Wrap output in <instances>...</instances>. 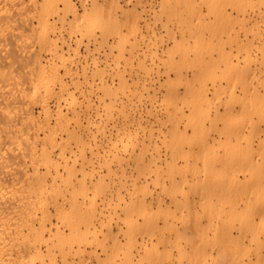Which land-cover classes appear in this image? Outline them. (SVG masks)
<instances>
[{
	"label": "rangeland",
	"instance_id": "obj_1",
	"mask_svg": "<svg viewBox=\"0 0 264 264\" xmlns=\"http://www.w3.org/2000/svg\"><path fill=\"white\" fill-rule=\"evenodd\" d=\"M225 1L231 5L227 8L226 18L233 20L231 39L225 47L231 51L232 65L228 68L221 65L214 72L208 63L211 54L216 57V52L211 50L214 18L208 10L217 5L222 8ZM251 1L250 6L264 13V0ZM93 2L98 4L93 6ZM71 3L76 9V16L66 14L58 1L61 17L53 16L49 25L54 27L53 44L60 46V30L69 42L70 51L63 46V53L65 57L74 59L73 65L77 63L74 65L76 69L72 67L73 70L78 71L79 75L83 67L86 72L90 71L86 76L88 79L93 77L91 80L94 82L97 79V85L95 82L93 86L95 89L99 87L100 79L107 82L109 87L116 86V78L111 73L114 71L113 63L121 52L128 64L123 73L125 78L128 77L130 81L131 76L140 83L145 80L148 84L147 89L139 85L134 92L133 111L129 113V131L138 142L150 140L154 147H150L148 152L136 149L132 157H123L129 159L128 168L125 164L122 166L125 168L123 178H129V203L135 198L144 200L137 206L138 212L134 215L137 220L135 229H140L143 218L157 223L160 228H163L165 222L173 223L177 228V235H171L169 241L162 245H157L155 237L149 236H138L134 243L129 241L128 245L119 233L120 229L125 230L127 227L125 217H116L112 221L113 237L119 243V247H114L115 253L121 255L124 253L122 247L127 248L132 259L130 264H158L155 262L156 257L164 264H235V259L242 261V264H264V124L254 114L264 108V17H251L241 29L237 25L236 9H250L244 0H71ZM232 6L233 10H230ZM228 14H231L230 18ZM224 17L222 14L219 16L221 26L225 24ZM77 18L78 23L83 22L79 27L74 24ZM36 24L37 19H33L31 25ZM76 31L81 34L84 44H90L83 47L82 43L79 46V59L76 58L73 38ZM35 32H38L37 27L32 30V37L36 39L38 35ZM143 34L147 35L148 41L143 40ZM250 42L253 46L248 51L237 50V46L244 43L250 45ZM9 45L7 47L10 49ZM34 45V50H38L36 43ZM22 46L18 49L11 46L17 50L10 49L16 59V54L24 49V53L29 52L33 47H28V50ZM110 46L113 47L112 53L109 52ZM1 51L6 52L4 47ZM29 53H26L27 56L22 53L20 55L25 58L31 55ZM83 56H87L84 61ZM39 57L44 61L50 59L42 51ZM22 61L24 63V59ZM92 61L96 62L95 68ZM140 64H145L148 69L154 68L159 73L146 76ZM172 64L177 66L175 72L169 69ZM25 66L26 69L24 66L23 69L26 71L29 66ZM15 68L19 71L22 69ZM24 70L20 71L21 76L26 74ZM97 70H101L100 73ZM242 70H255L256 74L241 79L236 72ZM59 71L62 72L61 68ZM91 71H97L98 77L91 76ZM111 78L113 81L109 82ZM255 88L257 91L253 90ZM98 90L93 89L92 94L84 90L87 93L85 95H88L86 97L93 102L92 110L98 106ZM79 101L82 102V99ZM171 102L177 104V110L168 107ZM51 107L55 108L54 103H50ZM36 110L35 115L38 113ZM198 113L204 120L209 114L210 119L199 121L198 128L193 130V124L197 123L194 116ZM253 125L257 133L250 137ZM238 130L243 132V136L232 137L231 134ZM105 131L109 137L110 126ZM99 137L96 142L100 146L102 141L103 148L98 147L102 153L101 149H106V141ZM178 141L179 152L174 159L179 167L201 170L207 166L209 169L207 179L201 177L202 182H199L196 193L192 187L195 181L189 173L184 175L183 172L170 173L168 170L167 163L174 155L175 143ZM258 148L259 157L253 153ZM87 153L86 156H89ZM137 164H144L147 169L134 187L130 180L136 179ZM154 166L158 168L157 173L151 171ZM114 170L117 175H122L121 167L116 166ZM202 185L213 191L211 205L207 201L198 202ZM153 198H159L163 203L157 204ZM171 199L179 203L190 202L192 208L179 211ZM247 224L249 227H245ZM183 226H191L194 230L184 232ZM250 234L259 235V243L250 241ZM98 239L101 245L86 248V264H102L105 259L104 250L112 248L113 241L110 238L101 241L99 235ZM220 255L224 259H219Z\"/></svg>",
	"mask_w": 264,
	"mask_h": 264
},
{
	"label": "bare ground",
	"instance_id": "obj_2",
	"mask_svg": "<svg viewBox=\"0 0 264 264\" xmlns=\"http://www.w3.org/2000/svg\"><path fill=\"white\" fill-rule=\"evenodd\" d=\"M58 1L66 14L76 16V9L71 0H0V47H4L5 51L8 49L4 53L10 54L2 57L4 50L1 51L0 48V264H86V248L101 245L99 235L101 241L107 238L113 241L112 248L104 250L105 259L102 264H130L132 259L127 248L122 247L124 253L121 255L115 253L114 247H119V243L113 237L114 218L125 217L127 227L125 230L120 229L119 233L128 245L129 241L134 243L138 236L155 237L157 245H162L169 241L171 235H177V228L173 223L165 222L163 228H160L157 223H151L146 218H143L140 229H135L137 220L134 215L138 212L137 206L144 200L135 198L129 203V178H123L125 168L122 166L125 164L128 168L129 160L123 157H132L136 149L148 152L150 147H154L150 140L138 142L129 131V113L133 111L134 92L139 85L147 89L148 84L145 80L140 83L131 76L130 81L127 80L128 77L125 78L123 73L126 72L128 64L119 52L115 62L111 59L114 62V71L111 67V74L116 78V86L109 87L107 82L100 79L99 87L96 88L100 92L98 101L96 100L98 106L92 110L93 102L89 101L90 98L88 99L85 93L88 90L92 94L93 89L96 90L93 86L97 79L95 82L91 80L93 77L88 79L86 73L90 71L86 72L84 67L81 69L83 65L79 66L82 70L81 76L78 71L73 70L72 67L77 63L73 65L74 59L65 57L63 53V46L70 51V45L61 30L58 33L60 46L53 44L54 27L49 25V21L53 16L61 17ZM244 1L248 7L252 4L251 0ZM97 2L92 5L95 6L99 3ZM224 4L222 8L217 5L216 8L208 10L214 18L211 27V50L216 52V57L211 54L208 62L210 70L214 72H217L221 65L224 68L232 65L231 51H227L225 47L231 39L233 20L226 18L227 8L231 5L227 1ZM230 10H233V6ZM236 13L237 25L241 29L251 17H264V13L252 6L250 9H236ZM201 14L199 10V15ZM221 14L222 18H226L222 26L218 22ZM228 15L230 18L231 14ZM33 19H37V26L31 25ZM76 20L78 18L74 24L79 27L83 22L80 24ZM31 26L37 27L36 39L32 37ZM73 38L76 44V58L79 59L78 49L84 44L79 31L75 32ZM146 39L148 41L147 35L143 34V40ZM35 43L38 50H34ZM21 44L23 48L33 45V50H30L33 53L26 52L31 55L23 58L20 54H27L23 52L25 49H21L23 51L16 54V59L12 56L15 53L10 49H18ZM86 44L88 45L85 43L83 47ZM252 46L251 42L250 45L244 43L237 46V50L248 51ZM110 48L107 51L112 53L113 47ZM14 49L12 50L17 51ZM34 51H37L36 54ZM41 51L50 59L44 61L39 57ZM99 53L101 54L100 51ZM87 54L89 55V52ZM86 57H82L83 61ZM150 57L152 60V56ZM20 58L24 59V63L29 61L25 64L29 66L27 72L24 70L27 66ZM26 58L29 59L26 61ZM18 59L21 60L20 63ZM120 59L124 62L120 63ZM14 61H17L22 69ZM95 63L92 64L93 68ZM140 66L146 76L159 73L158 70L154 71V68L148 69L145 64ZM15 67L24 70L26 74L23 72L22 77L21 70ZM60 68L62 72L59 71ZM169 69L175 72L176 64L170 65ZM97 71H91V76L98 77ZM106 71L107 69V74ZM255 74V70L236 72L241 79ZM111 81L113 79L109 82ZM253 90L257 91L256 88ZM50 103H54L55 108L51 107L54 110L50 108ZM168 107L178 109L177 104L172 102ZM35 108L37 115L34 113ZM254 114L258 121L264 124V108ZM194 118L197 123L193 124V130L198 128L199 121L210 119L208 114L204 120L200 113ZM107 125L110 126L109 137L105 131ZM255 129L256 126L253 125L250 137L256 135ZM98 136L106 141V149H101L102 153L98 149L102 141L100 140V146L96 142ZM231 136L242 137L243 132L238 130ZM178 142L175 143L177 147L175 146L174 155L167 163L168 170L170 173H189L195 181L192 187L196 193L199 190V182H202L201 177L207 179L209 169L207 166L201 170L187 166L179 167L174 159L179 152ZM259 150L260 148L253 151L257 157L260 155ZM86 153L89 156H86ZM153 153L154 150L151 154ZM116 166L121 167L122 175H117L114 170ZM153 168L151 171L157 173L158 168ZM146 169L144 164L136 165V179L130 180L131 186H136L137 180L145 175ZM148 170L150 172L149 167ZM200 188L203 190L198 202L207 201L211 205L210 197L213 191L208 186L202 185ZM152 200L157 204L163 203L159 198ZM171 203L179 211L192 208L190 202L179 203L171 199ZM129 225L132 228L130 230ZM182 229L184 232L194 230L191 226H183ZM259 238V235L250 234V241L256 244L259 243ZM219 259H224L223 255H220ZM155 262L164 264L159 257L155 258ZM234 263L242 264V261L235 259Z\"/></svg>",
	"mask_w": 264,
	"mask_h": 264
}]
</instances>
